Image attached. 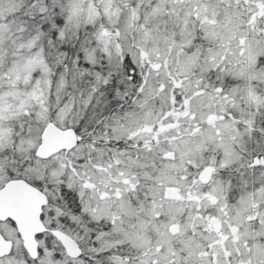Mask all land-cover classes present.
<instances>
[{
  "label": "snow or ice",
  "instance_id": "6c2138e0",
  "mask_svg": "<svg viewBox=\"0 0 264 264\" xmlns=\"http://www.w3.org/2000/svg\"><path fill=\"white\" fill-rule=\"evenodd\" d=\"M0 264H264V0H0Z\"/></svg>",
  "mask_w": 264,
  "mask_h": 264
}]
</instances>
